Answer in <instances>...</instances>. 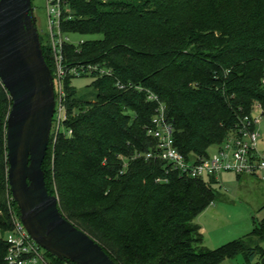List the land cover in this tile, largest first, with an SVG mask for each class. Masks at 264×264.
<instances>
[{
  "label": "trees",
  "instance_id": "1",
  "mask_svg": "<svg viewBox=\"0 0 264 264\" xmlns=\"http://www.w3.org/2000/svg\"><path fill=\"white\" fill-rule=\"evenodd\" d=\"M65 1L73 15L64 14V34L103 36L80 48L66 43V66L98 64L114 76L92 75L93 92L81 97L75 77L65 80L66 129L73 136L61 135L56 144L51 139L43 165L64 216L117 264H221L239 255L247 264H264V220L241 239L205 247L196 220L217 199L215 178L166 175L161 161H130L121 174V158L155 146L147 127L156 106L143 93L116 87L120 80L159 95L176 147L185 156H207L255 104L264 116V0ZM11 108L0 80V264L11 229L9 199L20 214L8 183Z\"/></svg>",
  "mask_w": 264,
  "mask_h": 264
},
{
  "label": "water",
  "instance_id": "2",
  "mask_svg": "<svg viewBox=\"0 0 264 264\" xmlns=\"http://www.w3.org/2000/svg\"><path fill=\"white\" fill-rule=\"evenodd\" d=\"M0 80L7 119L8 183L32 239L65 264H117L103 246L61 212L43 170L56 110L54 75L45 56L33 0H0Z\"/></svg>",
  "mask_w": 264,
  "mask_h": 264
},
{
  "label": "built area",
  "instance_id": "3",
  "mask_svg": "<svg viewBox=\"0 0 264 264\" xmlns=\"http://www.w3.org/2000/svg\"><path fill=\"white\" fill-rule=\"evenodd\" d=\"M47 7L50 41L55 60L53 75L56 110L51 139H53V144H56L61 135L73 136V131L66 129L69 115L66 104L65 80L69 76L75 78L92 75L113 77L114 72L112 69L98 64H80L67 67L63 55L66 41L61 22L64 14L71 17L73 11L65 0H47ZM116 87L121 91L136 90L143 93L147 97V101L156 106L151 124L147 127V135L153 139L155 146L147 152H136L131 160L121 158L123 161L122 175L128 168L130 161H161L165 164L166 175L177 173L190 179L208 180L215 178L218 180L223 173H232L240 177L251 176L264 182V150L259 148L261 139L259 127L264 117L261 105L255 104L251 115L240 120L238 127L221 144L213 147V153L209 152L207 156H199L193 153L185 156L175 145L174 127L168 118V107L160 96L148 88L136 86L133 83L125 84L120 80L116 81ZM161 181V179L158 180V182ZM9 214L11 229L3 236L7 245L3 259L4 264H52L47 252L32 239L26 230L20 214L12 206L10 199ZM2 215L3 213L0 212L1 217ZM2 233L0 224L1 237Z\"/></svg>",
  "mask_w": 264,
  "mask_h": 264
},
{
  "label": "rangeland",
  "instance_id": "4",
  "mask_svg": "<svg viewBox=\"0 0 264 264\" xmlns=\"http://www.w3.org/2000/svg\"><path fill=\"white\" fill-rule=\"evenodd\" d=\"M34 16L43 40L49 62L55 64L50 41L47 0H33ZM67 44L80 48L82 43L103 40L102 35L65 34ZM67 38V40H66ZM93 78L81 76L73 79L72 85L79 96L93 92ZM259 148L264 150V117L259 127ZM212 147L209 152L213 153ZM217 199L197 217V224L204 230V245L215 250L227 243L249 235L254 227L264 220V182L251 176L238 177L223 173L213 184ZM54 264V261H52ZM221 264H247L244 255L227 259Z\"/></svg>",
  "mask_w": 264,
  "mask_h": 264
},
{
  "label": "crops",
  "instance_id": "5",
  "mask_svg": "<svg viewBox=\"0 0 264 264\" xmlns=\"http://www.w3.org/2000/svg\"><path fill=\"white\" fill-rule=\"evenodd\" d=\"M202 233H204V230H202Z\"/></svg>",
  "mask_w": 264,
  "mask_h": 264
}]
</instances>
